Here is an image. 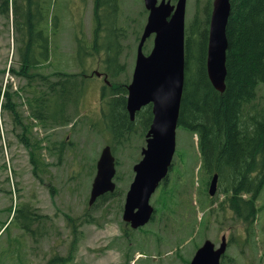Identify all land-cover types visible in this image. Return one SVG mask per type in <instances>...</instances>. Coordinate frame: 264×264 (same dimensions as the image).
I'll return each mask as SVG.
<instances>
[{
    "label": "rangeland",
    "instance_id": "obj_1",
    "mask_svg": "<svg viewBox=\"0 0 264 264\" xmlns=\"http://www.w3.org/2000/svg\"><path fill=\"white\" fill-rule=\"evenodd\" d=\"M53 1L55 13L60 16V28L51 37L54 52L41 70L76 72L81 69L80 63L90 72L95 69L105 71L97 57H87L85 53L79 54L77 51V35L85 37V47L93 45L94 0ZM120 2L121 14L117 25L126 30L127 36L123 42L124 45L128 44L120 55V62H128L127 71L131 77L137 54L136 36L142 33L148 12H145L144 0ZM208 2L188 0L187 25L196 15H205ZM13 25L12 15L7 17L0 14V84H11L12 90H20L26 81L11 70L19 67L21 46L20 35ZM100 43L103 47L111 44L116 50L112 35L103 37ZM152 46L153 36L146 43L147 48L151 49ZM104 52L102 49L101 57H104ZM120 79L127 80L126 73H122ZM103 82V76L91 77L74 121L49 130L48 141H54L55 145L53 151L45 149L50 165L45 173L39 174V178L35 176L30 161V148L17 137L23 128L15 129L10 113L0 109V264H53L52 259L56 255L68 256L74 238L68 218L77 220L87 215L92 216L94 221H76L75 228L81 232V236L73 260L55 261L54 264H133V261L136 264H186L206 239L219 246L224 233L230 241L227 255L231 256L226 264H264V188L257 201L262 208L254 228V233H257L248 239L246 225L224 201L225 185H218L214 197L203 190L210 178L200 171L199 136L183 127L177 129V147L168 188H173L174 180H178L175 188L181 197L186 194L185 189L187 195L174 208L175 211L157 214L144 231H131L123 220L126 194L135 175L133 166L142 158L141 151L146 146L143 126L139 123H134L127 134L129 139L118 144L114 152L119 161L117 194L92 209L89 198L96 162L106 145L115 144L103 119ZM259 87L255 102L264 106V84ZM24 99L18 98L22 102L20 111L24 121L33 129V136H45L43 125L28 115ZM59 149L63 151L62 159L57 156ZM185 166L188 169L183 177L186 187L177 177L178 171L182 173ZM157 194L156 191L152 204ZM202 204L208 206L203 208ZM28 206L35 215L47 217L37 219L41 234L39 224L33 225H38L37 242L32 233L21 226L29 215ZM209 211L211 216L207 214ZM203 217L204 220L208 217L205 226L199 224V219ZM126 230L130 231L129 240L125 236ZM190 231L194 234H190ZM17 236H20L21 244Z\"/></svg>",
    "mask_w": 264,
    "mask_h": 264
},
{
    "label": "trees",
    "instance_id": "obj_2",
    "mask_svg": "<svg viewBox=\"0 0 264 264\" xmlns=\"http://www.w3.org/2000/svg\"><path fill=\"white\" fill-rule=\"evenodd\" d=\"M94 1L93 15L97 24L93 30V45L87 48L84 46L87 44L85 37L77 38L78 53L97 57L105 70L100 71L110 81L102 86L101 98L103 119L116 151L118 144L129 139L127 134L134 125L127 110L130 76L126 64L119 62L120 44L115 42L114 51L113 45L103 47L100 42L109 28L106 37H117L120 0ZM231 3L224 92L212 85L207 73L210 1L205 7V15H196L187 29L185 89L179 126L199 135L201 173L209 178L213 172L219 173L220 183L225 185L224 201L238 219L245 221L249 235H253L262 210L257 201L264 188V106L255 102L259 86L264 84V0H231ZM53 5V0H0V14L12 15L13 26L21 41L19 67L11 70L26 81L20 90L14 91L11 85L4 87L0 84V105L2 110L10 113L15 129L23 128L17 137L30 148V161L38 177L47 171L49 165L43 150L53 151L55 145L54 141H48L49 130L69 125L74 120L89 79L95 72L86 67L80 72L41 70L44 60L53 51L51 34H56L60 28V16L55 13ZM102 49L106 58L100 55ZM122 73H126L127 80L120 79ZM20 97L25 98L29 116L43 125L45 136H33V129L26 124L18 108ZM140 118L144 135L153 120L152 105L141 111ZM57 155L62 159V150ZM167 185L160 189L156 200L159 211H170L179 203L175 187L167 188ZM203 190L207 194V187ZM116 194L117 191L101 196L97 204ZM78 219L84 223L94 221L90 215ZM25 220L29 227L33 220L30 210ZM77 220L68 218L73 228L77 227ZM75 238L78 241V232Z\"/></svg>",
    "mask_w": 264,
    "mask_h": 264
},
{
    "label": "water",
    "instance_id": "obj_3",
    "mask_svg": "<svg viewBox=\"0 0 264 264\" xmlns=\"http://www.w3.org/2000/svg\"><path fill=\"white\" fill-rule=\"evenodd\" d=\"M150 11L138 51L132 80L128 84L127 109L132 120L142 107L152 104L154 118L147 133L143 158L135 164V178L127 192L123 218L138 228L153 216L150 203L153 193L168 174L177 146V128L185 88V28L187 0H145ZM231 0H214L209 29L207 71L214 87L223 92L227 77V27L231 15ZM155 33L149 54L144 52L147 39ZM97 75H101L97 72ZM107 82V78H106ZM116 159L110 145L102 149L97 162L90 204L99 196L114 192L117 184ZM218 184L215 174L209 191L213 195ZM227 242L218 250L207 240L190 264H221Z\"/></svg>",
    "mask_w": 264,
    "mask_h": 264
},
{
    "label": "flooded vegetation",
    "instance_id": "obj_4",
    "mask_svg": "<svg viewBox=\"0 0 264 264\" xmlns=\"http://www.w3.org/2000/svg\"><path fill=\"white\" fill-rule=\"evenodd\" d=\"M186 173H187V172H186ZM38 218H40V217H39V215L37 214V215H36V218L32 220V226H31V228H30V232L32 233V236H34L36 242H37V240H38V238H37L38 225H37V224H39V232H40V234L42 233V231H41V227H40V222L37 221ZM46 218H47L46 216L43 217V219H46ZM35 223H37V224H36L35 226H33ZM32 227H33V228H32ZM224 256H225V255H223V257H224Z\"/></svg>",
    "mask_w": 264,
    "mask_h": 264
}]
</instances>
